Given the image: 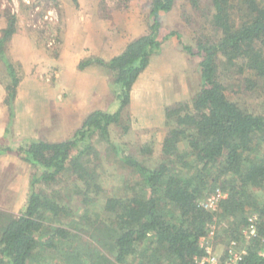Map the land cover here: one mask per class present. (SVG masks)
<instances>
[{"label":"trees","instance_id":"1","mask_svg":"<svg viewBox=\"0 0 264 264\" xmlns=\"http://www.w3.org/2000/svg\"><path fill=\"white\" fill-rule=\"evenodd\" d=\"M175 2L148 0L146 33L108 63L97 61L113 76L117 112L92 113L63 142L0 145V157L14 154L32 168V191L24 211L17 216L0 211V264H31L40 250L57 251L61 264H196L203 254L199 241L210 225H217V218L231 220L222 232L223 243L216 235V249L222 250L228 240L239 239L250 214L258 216L257 237L240 264H264V199L252 191L259 189L264 196V115L243 108L229 91L235 79L241 80L245 92H264V0H209L207 14L200 10L199 0H189L204 18L191 45L161 27V17ZM2 16L7 22L0 36V60L12 79L4 102L11 110L19 80L3 55L17 25L12 15ZM169 36L178 38L182 50L197 60L200 83L189 103L165 110L169 131L161 146L162 162L148 168L119 151L109 131L121 125L133 84ZM121 129L124 134L129 130ZM97 141L109 146L130 170L126 183L131 195L106 197L101 214L91 218L87 207L103 191L91 166L100 156ZM65 177L72 178L74 195L86 207L83 226L60 224L72 212L60 203L62 190L54 189ZM216 190L226 195L217 210L200 207Z\"/></svg>","mask_w":264,"mask_h":264},{"label":"rangeland","instance_id":"2","mask_svg":"<svg viewBox=\"0 0 264 264\" xmlns=\"http://www.w3.org/2000/svg\"><path fill=\"white\" fill-rule=\"evenodd\" d=\"M208 6L209 0H199L203 14H207ZM4 13L15 17V34H19L20 29L25 36L31 34L41 43L45 42V48L61 67V79L58 80L54 72L59 70V65L41 68L35 64L31 67V63L20 61L28 60L29 56L21 52L20 47H13L9 54L4 51L3 56L11 64L18 84L22 82L23 85L18 105L13 102L10 110L4 104L5 120L0 121V125L6 136L3 139L0 134L2 147L16 148L28 140L63 142L72 138L92 113L113 114L118 111L113 76L97 61L108 63L130 41L146 33L148 0H0V24L7 22L2 16ZM200 15L189 0H176L174 8L161 17V27L166 34L178 33L182 43L191 45L204 22ZM77 50L85 53L72 68L70 57L76 56ZM8 72L0 60V82L6 86L12 81ZM199 83L197 60L190 59L182 50L178 38L169 36L164 40L160 54L151 58L133 84L130 103L121 112V125L110 127L111 143L145 167L157 166L162 162L161 146L169 131L165 110L189 103ZM229 83L233 101L252 113L264 115V92H245L241 80L234 79ZM15 113L20 115L21 128L33 131L30 136L18 135ZM35 124L37 127L32 128ZM123 126L129 128L125 134L121 129ZM95 144L100 156L91 166H95L103 191L94 196L96 200L87 207L91 218L101 214L106 197L131 195L126 183L131 178L130 170L120 163L109 146L98 141ZM179 147L182 152L186 149L185 143ZM176 167L180 170L182 166ZM31 171L32 168L14 154L0 158V211L16 216L24 211L32 191ZM74 184L71 177H65L54 188L62 190L60 203L69 205L72 210L70 216L60 222L64 227L83 226L84 223L81 220L86 207L81 205V198L74 195ZM252 191L260 201L264 199L261 190ZM217 221L216 232L221 236L218 243H223L222 232L229 228L231 220L219 217ZM57 255L55 250H40L31 264H61Z\"/></svg>","mask_w":264,"mask_h":264},{"label":"built area","instance_id":"3","mask_svg":"<svg viewBox=\"0 0 264 264\" xmlns=\"http://www.w3.org/2000/svg\"><path fill=\"white\" fill-rule=\"evenodd\" d=\"M225 197L224 193L216 190L215 193L203 199L199 206L207 211L215 212L220 200ZM257 222L258 216L250 214L239 239L228 240L222 250L216 249L215 239L218 233L215 225H210L207 234L199 241L203 254L196 259V264H240L247 255L251 241L257 237Z\"/></svg>","mask_w":264,"mask_h":264},{"label":"crops","instance_id":"4","mask_svg":"<svg viewBox=\"0 0 264 264\" xmlns=\"http://www.w3.org/2000/svg\"><path fill=\"white\" fill-rule=\"evenodd\" d=\"M75 20V19H74ZM78 22V21H76ZM75 24L78 26L79 23ZM6 24L2 22V24H0V31L3 30L5 28ZM20 29H18L19 34H14L12 36V38L10 39V41L7 44V47L5 49V51H7V53L9 54V52L11 50H13V47H15V49H21V52L27 53L29 56L27 57L28 60H24V59H20V61L23 63L25 61H27L28 64L31 63V67H34L35 64H37L36 66L38 67H45L47 66H58L59 63L57 62L56 58L54 56H52L50 54V51H48L45 48V42L41 43L38 39L34 38L33 35L31 34H27V36H25L22 32L19 31ZM17 31V30H16ZM85 52H83L82 50H77V55L70 57V65L71 67H76L77 63L80 61L81 59V54H83ZM38 54V55H37ZM37 55V56H34ZM34 58H40L41 60H35ZM21 65V63H20ZM56 73V77L58 78V80L61 79V67L59 65V70L58 71H54ZM30 74V70L29 72L26 74V77ZM22 82H20V84H18V90L16 92V97L14 100V104L18 105V101H19V95L21 93V87H22ZM5 96H6V85L1 84L0 82V121L5 120V116H4V109H5ZM20 116V115H19ZM17 115V113H15V119L14 121H16L15 125H18L20 123V117ZM21 124V123H20ZM16 126V131L18 133L19 136H24V137H28L32 134L31 131H24L21 128V125ZM27 125V124H26ZM37 127V125L35 124L32 128ZM0 134L1 137L4 139L6 136V131L3 128L2 125H0ZM4 157L1 156L0 158Z\"/></svg>","mask_w":264,"mask_h":264}]
</instances>
